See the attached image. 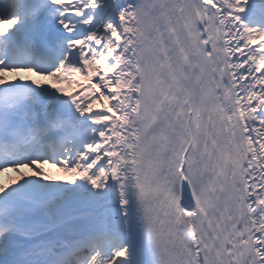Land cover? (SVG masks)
<instances>
[{"label":"snow or ice","instance_id":"1","mask_svg":"<svg viewBox=\"0 0 264 264\" xmlns=\"http://www.w3.org/2000/svg\"><path fill=\"white\" fill-rule=\"evenodd\" d=\"M0 264H264V0H0Z\"/></svg>","mask_w":264,"mask_h":264},{"label":"bare ground","instance_id":"2","mask_svg":"<svg viewBox=\"0 0 264 264\" xmlns=\"http://www.w3.org/2000/svg\"><path fill=\"white\" fill-rule=\"evenodd\" d=\"M60 175H63V173H60Z\"/></svg>","mask_w":264,"mask_h":264}]
</instances>
